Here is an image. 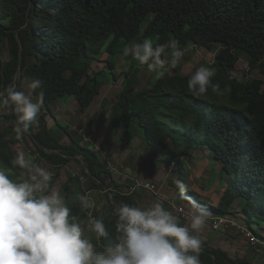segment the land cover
Wrapping results in <instances>:
<instances>
[{
	"label": "trees",
	"instance_id": "obj_1",
	"mask_svg": "<svg viewBox=\"0 0 264 264\" xmlns=\"http://www.w3.org/2000/svg\"><path fill=\"white\" fill-rule=\"evenodd\" d=\"M145 39L154 47L176 40L183 52L191 45L215 51L213 83L221 88L230 85L231 92L217 96L209 89L203 96H193L187 89L191 75H184L179 64L171 66L173 74L164 72L159 79L152 74L150 86L137 91L139 69L134 66L133 72L121 73L126 80L114 109L115 126H123L126 133L133 127L141 130L147 145L164 157L162 163L176 164L184 175L183 158L207 150L213 160L223 163V176L231 179L220 203L203 202L188 191L182 196L178 188L177 198L191 207L195 201L223 217L242 197L249 227L253 222L264 224V81L243 83L234 74L241 58L248 56L250 69L264 77V0H0V41L12 55L7 61L0 55V93L9 84L18 85L21 91L18 75L22 72V80L30 77L43 82L42 89L33 91L35 98L44 92L42 111L51 114L56 100L73 97L84 114L109 76L120 79L113 72V58L122 55L120 43L130 47ZM104 52L109 56L106 70L90 75L94 61ZM13 118L16 120L15 114ZM36 130L32 125L25 134L35 136L41 159L60 168L81 156L92 174L84 173L91 181L89 190H110L117 209L123 204L137 207L135 199L114 184L111 172L94 151L73 138L70 145H63L51 131ZM15 143L0 133V165L24 172L26 167L12 164ZM66 207L70 219L75 217L79 224L91 209L80 198ZM99 220L109 234L94 239L103 250L109 242H118L122 234L116 231L112 204ZM177 220L185 226V220ZM200 261L250 264L203 241Z\"/></svg>",
	"mask_w": 264,
	"mask_h": 264
},
{
	"label": "rangeland",
	"instance_id": "obj_2",
	"mask_svg": "<svg viewBox=\"0 0 264 264\" xmlns=\"http://www.w3.org/2000/svg\"><path fill=\"white\" fill-rule=\"evenodd\" d=\"M126 46L120 43L118 52L119 55H122L119 56L120 59L113 58V61L116 62L113 72L119 75L120 79L112 80V76H109L110 80L101 88L99 96L86 113L80 112L78 103L73 97L56 100L52 104L53 113L40 110L37 117L38 122L33 124L37 129L36 133H42L46 129L51 131L63 145H70L71 138H73L79 141L81 146L94 151L111 172L114 184L119 187L121 192L133 197L137 207L147 209L159 202L177 219L179 216L173 206H183L186 210H191L190 204L177 198L174 179L185 182L189 186L188 192L196 193L201 201L217 206L231 179L223 176V163L213 160L207 150L204 149L194 153L191 157L183 158L184 175L176 164L162 163L164 157L160 153L156 154L154 149L147 145L141 130L133 127L130 133H126L123 126H115L114 109L126 80V77H122L121 73L133 72L134 66L139 69L138 79L135 82L137 91L148 88L152 74H155V72H150L147 66H139V63L132 59L131 54L125 56L123 50ZM0 55L5 61L12 58L7 44L1 41ZM215 55V51L191 45L184 51L178 64L184 75L192 76L201 66L213 68ZM170 58L169 55L165 60L163 71L173 74ZM108 59V54L104 52L94 61L89 74L93 75L106 70ZM248 62V56L241 58L234 69L235 76L243 83L251 82L254 79L264 81V77L258 70L250 69ZM213 69L215 70V68ZM31 81L30 77L21 79V91L30 94L35 102L36 98L29 88ZM13 115L10 108H0V133L5 136V139L16 141L13 146V158L22 154L28 162V166L24 172L19 173L5 170L1 165L0 169L6 171L15 182L27 181L35 185L37 195L40 193L47 195L52 191L59 192L64 198L65 206L85 195L92 206L87 218L80 224L83 238L93 244L94 251H103L95 243L98 237L91 230V222L94 218L99 219L103 211H108L112 204L109 194L107 191L89 190L91 181L84 175V173L87 174L86 165L77 158L70 159L60 168L41 159L37 151L36 140L30 134H23L18 138L14 131L15 118ZM43 115L46 117L43 118ZM8 116L11 117L10 120L7 119ZM47 152L50 153V151ZM146 184L154 185L155 193L144 190L143 185ZM243 202L244 199L240 197L231 205L228 211L229 215L225 216L230 221L227 228L214 231L211 228V221L207 220L199 232L192 233L210 248L221 249L233 259H241L250 264H264V224L253 222L249 227L242 211ZM96 212L98 216L95 215ZM190 222L191 220H186L185 227H189V230L192 231ZM248 233L253 242L257 243L256 246L247 237Z\"/></svg>",
	"mask_w": 264,
	"mask_h": 264
},
{
	"label": "clouds",
	"instance_id": "obj_3",
	"mask_svg": "<svg viewBox=\"0 0 264 264\" xmlns=\"http://www.w3.org/2000/svg\"><path fill=\"white\" fill-rule=\"evenodd\" d=\"M123 54H131L133 60L146 65L159 79L164 75V57L170 55L169 62L175 67L184 52L176 40L154 47L150 39H145L143 43L126 46ZM214 76L213 68L199 67L187 81L188 91L196 97L207 94L209 89L217 96L230 93L231 86L221 88L219 83H213ZM42 87L39 79L29 84L32 91ZM43 97L41 90L34 102L30 94L18 90L15 84H9L0 93V108H10L15 114L14 131L18 138L38 122ZM12 164L28 166L22 154ZM174 183L182 196L189 190L180 179H174ZM36 193L35 185L15 182L0 169V264H201L202 241L192 232L205 226L211 212L195 201L192 231L181 226L159 202L147 209L121 205L116 210V231L122 235L118 242H109L103 251L96 252L93 244L83 238L76 218L70 219L69 208L59 192ZM80 200L85 207L92 206L87 197L81 196ZM91 230L98 238H108L102 220H93Z\"/></svg>",
	"mask_w": 264,
	"mask_h": 264
},
{
	"label": "built area",
	"instance_id": "obj_4",
	"mask_svg": "<svg viewBox=\"0 0 264 264\" xmlns=\"http://www.w3.org/2000/svg\"><path fill=\"white\" fill-rule=\"evenodd\" d=\"M146 185H143L144 190H148L151 193H155L156 187L154 185H151V184H146ZM173 207L175 208L177 215L181 219H183L185 221L191 220V216H192L194 210H188V209L186 210L183 206L182 207L173 206ZM208 220L211 221V228L214 231H220V230L227 228L228 224L230 222L225 216H223V217H212V216H210L208 218ZM247 237L250 238V240L254 246L257 245V243L253 242V239L250 237L249 233H248Z\"/></svg>",
	"mask_w": 264,
	"mask_h": 264
},
{
	"label": "water",
	"instance_id": "obj_5",
	"mask_svg": "<svg viewBox=\"0 0 264 264\" xmlns=\"http://www.w3.org/2000/svg\"><path fill=\"white\" fill-rule=\"evenodd\" d=\"M22 50H23V47H22V45H21V49H20V51H22ZM21 79H22V72H20L19 75H18V80L21 81ZM16 87H17V89H18V85H16ZM29 132H30V129H29ZM30 134H31L32 138L35 139V136H34L32 133H30ZM46 151H47V150H46ZM76 158H77L81 163L84 164L83 158H82L81 156H76ZM85 171H86V173H87L89 176H92V174L89 172L88 169H85ZM107 192H108V194H109V196H110L111 203H112L113 207L115 208V210H117L116 205H115V199H114V196H113L112 192H111L110 190H107Z\"/></svg>",
	"mask_w": 264,
	"mask_h": 264
},
{
	"label": "bare ground",
	"instance_id": "obj_6",
	"mask_svg": "<svg viewBox=\"0 0 264 264\" xmlns=\"http://www.w3.org/2000/svg\"><path fill=\"white\" fill-rule=\"evenodd\" d=\"M193 210H194V209H193ZM211 216H212V217H218V216H216V215H213V214H211ZM91 218H92V217H91ZM93 220H95V218H94Z\"/></svg>",
	"mask_w": 264,
	"mask_h": 264
},
{
	"label": "crops",
	"instance_id": "obj_7",
	"mask_svg": "<svg viewBox=\"0 0 264 264\" xmlns=\"http://www.w3.org/2000/svg\"><path fill=\"white\" fill-rule=\"evenodd\" d=\"M191 210H193V209H191Z\"/></svg>",
	"mask_w": 264,
	"mask_h": 264
}]
</instances>
